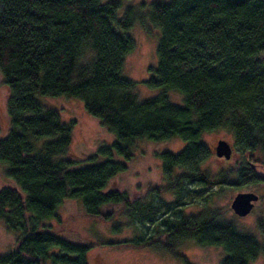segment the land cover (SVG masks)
Returning a JSON list of instances; mask_svg holds the SVG:
<instances>
[{"label": "trees", "instance_id": "obj_1", "mask_svg": "<svg viewBox=\"0 0 264 264\" xmlns=\"http://www.w3.org/2000/svg\"><path fill=\"white\" fill-rule=\"evenodd\" d=\"M121 7L120 0H0V71L10 92L11 125L0 139V163L22 190L0 189V218L23 233L0 264H87L92 243L68 240L41 222L59 218L57 207L76 199L89 218L126 213L131 220L132 198L108 184L128 169L137 140L184 141L179 152L159 154L162 174L172 181L167 189L176 196L183 179L219 187L220 193L245 180L264 183L254 170L259 164H252L261 162L257 155L264 157V0L140 4L160 31L157 67L148 85L161 92L144 100L124 76L135 42L119 31L130 29L138 12L128 7L119 19ZM169 91L179 94L183 105L172 102ZM60 96L80 99L115 140L87 157L70 155L74 121L64 122L39 100ZM218 130L232 134L243 157L237 167L212 175L202 171L211 156L202 137ZM175 170L184 172L174 178ZM223 215L204 209L170 222L164 235L134 243L188 264L175 246L192 241L223 248L220 264H250L263 252L261 243Z\"/></svg>", "mask_w": 264, "mask_h": 264}, {"label": "rangeland", "instance_id": "obj_2", "mask_svg": "<svg viewBox=\"0 0 264 264\" xmlns=\"http://www.w3.org/2000/svg\"><path fill=\"white\" fill-rule=\"evenodd\" d=\"M111 1V0H104ZM122 7L117 17H123L128 7L137 13L135 24L128 30H119L129 35L135 42L134 50L126 57L124 76L135 82L134 92L141 100L149 99L161 92L158 88L148 85L149 79L155 76L157 67V43L160 31L150 22L148 7H137L153 1L168 2L169 0H120ZM140 11H138V10ZM75 75V73H74ZM0 71V139L5 138L11 128L7 112V101L10 92L4 83ZM169 99L183 105L182 97L173 92L167 93ZM43 105L56 109L64 122L74 121V129L70 144V155L84 158L95 153L98 147L110 145L115 140L113 132L101 122L89 115L83 102L75 97H39ZM226 140L233 146L232 157L229 160L215 155V146L219 140ZM202 142L208 147L211 156L202 165V171L216 175L235 168L241 162L243 154L234 145L231 133L225 130L205 133ZM184 141L179 137L155 142L145 139L137 140L135 156L128 164V169L110 181L108 188L117 187L132 198L133 218L127 214L116 213L110 220L89 218L80 199L66 200L57 207L56 215L41 222L43 225L56 227L58 234L71 241H87L93 247L87 252V264H186L174 255L150 246L136 245L150 235H164L170 222L183 216L196 215L204 209H219L223 219L234 223L239 230L254 235L263 247V252L250 264H264V183L245 180L237 188L231 186L220 193L219 187L211 188L192 180L180 181L182 192L179 196L168 191L172 182L162 174L160 153L168 151L179 152ZM73 159V157H69ZM261 162L254 167L257 174L264 177V157L257 155ZM82 165V163H79ZM6 166L0 163V189L12 187L21 191L17 182L6 175ZM183 170H175L174 178L180 177ZM173 180V179H172ZM157 190L150 192V189ZM254 192L259 196L253 210L245 217L234 214L230 204L238 193ZM153 193V194H152ZM212 193H219L211 195ZM112 207L106 208L111 211ZM60 219V220H59ZM122 225L118 228L117 225ZM23 236L21 230L11 229L4 218H0V256L15 249L18 239ZM130 241L128 243H121ZM105 243V245H103ZM120 243L119 245H107ZM177 248L178 256L183 257L188 264H220L225 256L223 248L216 246H200L192 241L182 243ZM45 264H51L47 261Z\"/></svg>", "mask_w": 264, "mask_h": 264}, {"label": "water", "instance_id": "obj_3", "mask_svg": "<svg viewBox=\"0 0 264 264\" xmlns=\"http://www.w3.org/2000/svg\"><path fill=\"white\" fill-rule=\"evenodd\" d=\"M233 146L226 140H219L215 146V155L218 158L229 160L232 157ZM259 196L254 192L238 193L230 204V208L239 217L247 216L254 208Z\"/></svg>", "mask_w": 264, "mask_h": 264}, {"label": "flooded vegetation", "instance_id": "obj_4", "mask_svg": "<svg viewBox=\"0 0 264 264\" xmlns=\"http://www.w3.org/2000/svg\"><path fill=\"white\" fill-rule=\"evenodd\" d=\"M256 204V203H255Z\"/></svg>", "mask_w": 264, "mask_h": 264}]
</instances>
